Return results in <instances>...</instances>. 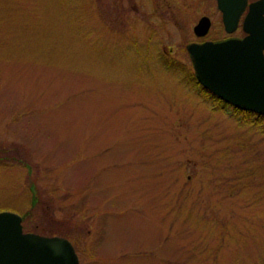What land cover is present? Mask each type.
I'll list each match as a JSON object with an SVG mask.
<instances>
[{
	"label": "rangeland",
	"instance_id": "1",
	"mask_svg": "<svg viewBox=\"0 0 264 264\" xmlns=\"http://www.w3.org/2000/svg\"><path fill=\"white\" fill-rule=\"evenodd\" d=\"M212 5L0 0V209L79 264H264V129L185 78Z\"/></svg>",
	"mask_w": 264,
	"mask_h": 264
},
{
	"label": "water",
	"instance_id": "2",
	"mask_svg": "<svg viewBox=\"0 0 264 264\" xmlns=\"http://www.w3.org/2000/svg\"><path fill=\"white\" fill-rule=\"evenodd\" d=\"M243 0H216L226 30H231ZM260 0L250 5L242 38L187 42L196 80L232 105L264 114V17L252 15ZM207 15L193 25L196 35L205 32ZM0 264H79L71 242L64 236L24 231L21 215L0 210Z\"/></svg>",
	"mask_w": 264,
	"mask_h": 264
},
{
	"label": "flooded vegetation",
	"instance_id": "3",
	"mask_svg": "<svg viewBox=\"0 0 264 264\" xmlns=\"http://www.w3.org/2000/svg\"><path fill=\"white\" fill-rule=\"evenodd\" d=\"M161 1L168 2L169 0H149V2L151 3V8L152 9L155 8L156 6L153 7L152 5L156 3H160ZM212 1H213V5L211 6V9L217 12L218 20L215 21L212 18L211 14L209 13V11L211 12V9L209 11H205V10L200 11L197 14V16L194 17L193 23L191 25V30L194 37L190 41L201 42L204 40L216 41V40H223L226 38H242L244 35L247 34L246 30H244L242 27L243 18L249 12L250 5L253 4V2H256L257 0H243L241 6L239 7L236 21L233 24L234 26L229 31L225 29V26L222 22L221 10L217 7L216 0H212ZM251 12L252 15H255L257 17L258 16L264 17V0H260L259 5L256 8H252ZM202 15L208 16L209 24L203 34L196 35L193 31V25L195 24L197 19ZM262 54L264 55V48L262 49ZM192 76L194 77L193 72H192ZM207 91L210 93V95L208 96V99H206V101L210 104V107H215V109L223 110L226 112L231 108L230 104H229L230 106H228L227 105L228 103L220 100L218 96L214 94L211 90L207 89ZM237 109L238 111H250L242 108H237Z\"/></svg>",
	"mask_w": 264,
	"mask_h": 264
},
{
	"label": "trees",
	"instance_id": "4",
	"mask_svg": "<svg viewBox=\"0 0 264 264\" xmlns=\"http://www.w3.org/2000/svg\"><path fill=\"white\" fill-rule=\"evenodd\" d=\"M190 73H191L190 78L185 77L189 86L191 85L192 88L195 90L196 94H198L201 98L208 99L210 93L207 91L206 88H204L195 80V78L192 76V72ZM227 105L230 106L229 104ZM227 112L238 120L255 124L260 128L264 129V114H259L252 111H238L237 108L232 106Z\"/></svg>",
	"mask_w": 264,
	"mask_h": 264
}]
</instances>
